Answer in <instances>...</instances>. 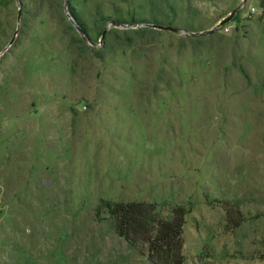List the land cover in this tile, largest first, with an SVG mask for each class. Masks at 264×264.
<instances>
[{
  "label": "rangeland",
  "instance_id": "1",
  "mask_svg": "<svg viewBox=\"0 0 264 264\" xmlns=\"http://www.w3.org/2000/svg\"><path fill=\"white\" fill-rule=\"evenodd\" d=\"M103 200L264 264V0H0V264H153Z\"/></svg>",
  "mask_w": 264,
  "mask_h": 264
},
{
  "label": "trees",
  "instance_id": "2",
  "mask_svg": "<svg viewBox=\"0 0 264 264\" xmlns=\"http://www.w3.org/2000/svg\"><path fill=\"white\" fill-rule=\"evenodd\" d=\"M71 16L82 29L75 16ZM96 212L98 216H108L113 221L116 234L126 242L145 246L153 264H184L183 235L188 214L186 207H174L170 216L164 218L155 204L113 203L103 200ZM226 213L228 228L231 230L243 224L240 212L227 208Z\"/></svg>",
  "mask_w": 264,
  "mask_h": 264
},
{
  "label": "water",
  "instance_id": "3",
  "mask_svg": "<svg viewBox=\"0 0 264 264\" xmlns=\"http://www.w3.org/2000/svg\"><path fill=\"white\" fill-rule=\"evenodd\" d=\"M247 0H244V3L246 2ZM243 5H241L239 8H237L235 11L232 12V14L227 17L226 19L222 20L217 27H215L214 29L208 31V32H205V33H200L198 34L199 36H206V35H209V34H212L213 32L216 31V29H218L219 27H221L222 25H224L225 23L229 22L235 15L236 13L241 9ZM72 23L73 25L76 27V29L81 32L79 26L76 24V22H74L72 20ZM159 29L161 30H164V31H170V32H174V33H177L179 30L178 29H175V28H170V27H163V26H160L158 27ZM192 36H198V35H195V34H191Z\"/></svg>",
  "mask_w": 264,
  "mask_h": 264
}]
</instances>
